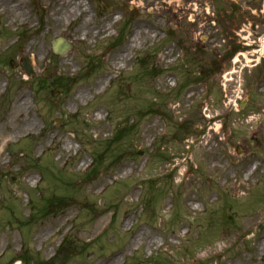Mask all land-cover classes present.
Returning a JSON list of instances; mask_svg holds the SVG:
<instances>
[{"label":"rangeland","instance_id":"obj_1","mask_svg":"<svg viewBox=\"0 0 264 264\" xmlns=\"http://www.w3.org/2000/svg\"><path fill=\"white\" fill-rule=\"evenodd\" d=\"M14 1L0 0V264H264V60L234 91L226 75L261 0H83L58 24L52 0H21L12 21ZM57 36L72 47L53 53ZM19 93L37 125L14 134Z\"/></svg>","mask_w":264,"mask_h":264},{"label":"bare ground","instance_id":"obj_2","mask_svg":"<svg viewBox=\"0 0 264 264\" xmlns=\"http://www.w3.org/2000/svg\"><path fill=\"white\" fill-rule=\"evenodd\" d=\"M52 13L54 14L53 19L56 20L55 23H60L63 20H69L70 18L74 19L77 16L81 15L82 12L86 11V4L83 0H52ZM21 6V0H15L10 6H9V11L13 14L12 16V21L15 19H25L27 17L26 12L20 7ZM54 23V25H55ZM89 20L87 19V16L82 20L80 27L83 29L82 30V35H87L89 31L92 29H89ZM95 29L94 34H97L99 32H103L105 27L103 25H100ZM61 31V30H60ZM60 31H56V34L60 33ZM142 29L138 30L137 37H140L142 35ZM37 40L34 41H29L25 52L30 55L32 65H37L41 64V57L38 55V50H37ZM124 60V53H119L117 57L115 58L113 64L116 66L119 61ZM74 70V68H72ZM17 77H20L19 74L16 75ZM7 81H4L3 83H0V90L2 89L3 86ZM104 81L99 79L98 80V85L103 84ZM79 94H84L83 90L79 91ZM18 99L14 103V112L16 114V124L12 126V130L14 134H19L20 132L23 131H28L31 129H34L37 125V121L33 117L29 116H23L22 111H27L30 101L28 100L27 96H25L23 93H19ZM53 134L50 136V139H52ZM65 149H69L71 147L70 141H68L65 144ZM192 210H195V207L192 208ZM50 232L49 231H44L43 234H41V239H44L46 236H48ZM262 238L259 242V246H264V233H262ZM15 240V239H14ZM135 242H143L147 241L148 244L154 243V237L150 236L148 233L141 231L139 235H137L134 238ZM51 249V248H50ZM48 253V252H47ZM50 256L47 258L49 259ZM116 258L113 257L104 264H113L115 263Z\"/></svg>","mask_w":264,"mask_h":264},{"label":"water","instance_id":"obj_3","mask_svg":"<svg viewBox=\"0 0 264 264\" xmlns=\"http://www.w3.org/2000/svg\"><path fill=\"white\" fill-rule=\"evenodd\" d=\"M69 47H71V44L67 45L65 43H62L60 38L54 39L52 41V51L55 53H61ZM22 67L28 74H33V70L30 64L28 63L27 59L26 61H24V63H22ZM49 71H50L49 69L46 70V72H44V76L49 75Z\"/></svg>","mask_w":264,"mask_h":264},{"label":"flooded vegetation","instance_id":"obj_4","mask_svg":"<svg viewBox=\"0 0 264 264\" xmlns=\"http://www.w3.org/2000/svg\"><path fill=\"white\" fill-rule=\"evenodd\" d=\"M257 64H258V63H256V62H255V64H254V65H257ZM263 83H264V80H262V81L259 83V85H258V89H260V88H261V84H263ZM263 86H264V85H263ZM263 86H262V87H263Z\"/></svg>","mask_w":264,"mask_h":264}]
</instances>
